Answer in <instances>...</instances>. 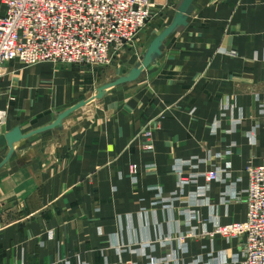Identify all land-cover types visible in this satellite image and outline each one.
I'll return each mask as SVG.
<instances>
[{
	"label": "crops",
	"instance_id": "crops-1",
	"mask_svg": "<svg viewBox=\"0 0 264 264\" xmlns=\"http://www.w3.org/2000/svg\"><path fill=\"white\" fill-rule=\"evenodd\" d=\"M5 70L0 264H235L203 232L264 158V0H153L108 66Z\"/></svg>",
	"mask_w": 264,
	"mask_h": 264
},
{
	"label": "built area",
	"instance_id": "built-area-1",
	"mask_svg": "<svg viewBox=\"0 0 264 264\" xmlns=\"http://www.w3.org/2000/svg\"><path fill=\"white\" fill-rule=\"evenodd\" d=\"M0 6V79L6 65L15 61L25 66H108L153 16L152 0H0ZM142 137L147 141L144 149L153 152L152 130L146 129ZM221 173L210 170L206 183L216 182ZM243 173L244 221L217 223L203 236L237 239L235 264H264V158L259 164L248 163ZM232 199L237 200V194Z\"/></svg>",
	"mask_w": 264,
	"mask_h": 264
},
{
	"label": "rangeland",
	"instance_id": "rangeland-1",
	"mask_svg": "<svg viewBox=\"0 0 264 264\" xmlns=\"http://www.w3.org/2000/svg\"><path fill=\"white\" fill-rule=\"evenodd\" d=\"M152 3H153V0H152ZM152 11H153V8H152ZM143 31H144V30H143ZM143 31H142V32H143ZM142 32H141V33H142ZM141 33H140V34H141ZM140 34H139V35H140ZM52 65H56V64H52ZM62 65H64V64H62ZM69 66H70V65H69ZM89 67H93V66H89ZM203 235H204V232H203ZM205 236H207V235H205ZM207 237H208V236H207ZM209 238H210V237H209ZM210 239H214V238H210Z\"/></svg>",
	"mask_w": 264,
	"mask_h": 264
}]
</instances>
